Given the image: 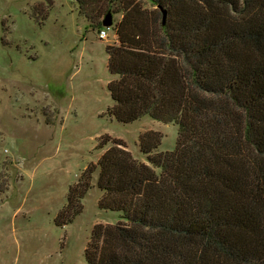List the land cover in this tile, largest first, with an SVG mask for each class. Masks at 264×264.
I'll use <instances>...</instances> for the list:
<instances>
[{
  "label": "trees",
  "instance_id": "16d2710c",
  "mask_svg": "<svg viewBox=\"0 0 264 264\" xmlns=\"http://www.w3.org/2000/svg\"><path fill=\"white\" fill-rule=\"evenodd\" d=\"M93 29L107 11L108 112L177 126L172 150L160 131L139 133L134 156L118 138L69 188L71 221L92 185L98 206L89 264H264V0H76ZM166 10L164 22L160 7Z\"/></svg>",
  "mask_w": 264,
  "mask_h": 264
},
{
  "label": "rangeland",
  "instance_id": "374dc122",
  "mask_svg": "<svg viewBox=\"0 0 264 264\" xmlns=\"http://www.w3.org/2000/svg\"><path fill=\"white\" fill-rule=\"evenodd\" d=\"M119 17L112 13V24ZM111 27L98 38L76 0H0V264H89L93 225L119 220L98 206L96 173L81 211L71 221L60 213L100 141L121 139L144 158L138 136L153 129L158 150L175 147V124L109 114Z\"/></svg>",
  "mask_w": 264,
  "mask_h": 264
},
{
  "label": "water",
  "instance_id": "95a60500",
  "mask_svg": "<svg viewBox=\"0 0 264 264\" xmlns=\"http://www.w3.org/2000/svg\"><path fill=\"white\" fill-rule=\"evenodd\" d=\"M160 7V6H158ZM161 13H162V21L164 22L166 10L162 7H160ZM101 25L105 27H110L112 25V13L110 11H107L106 14L103 16L101 20Z\"/></svg>",
  "mask_w": 264,
  "mask_h": 264
},
{
  "label": "built area",
  "instance_id": "2783aa9c",
  "mask_svg": "<svg viewBox=\"0 0 264 264\" xmlns=\"http://www.w3.org/2000/svg\"><path fill=\"white\" fill-rule=\"evenodd\" d=\"M102 26V25H101ZM109 27H105V26H102L98 29L97 31V35H98V38L102 39V38H106L107 37V32H106V29H108Z\"/></svg>",
  "mask_w": 264,
  "mask_h": 264
}]
</instances>
